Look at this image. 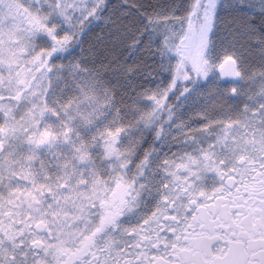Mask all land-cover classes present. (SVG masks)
Instances as JSON below:
<instances>
[{"label":"snow or ice","instance_id":"obj_1","mask_svg":"<svg viewBox=\"0 0 264 264\" xmlns=\"http://www.w3.org/2000/svg\"><path fill=\"white\" fill-rule=\"evenodd\" d=\"M0 264H264V0H0Z\"/></svg>","mask_w":264,"mask_h":264}]
</instances>
